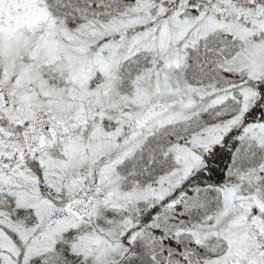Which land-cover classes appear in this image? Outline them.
<instances>
[{"label": "snow or ice", "instance_id": "snow-or-ice-1", "mask_svg": "<svg viewBox=\"0 0 264 264\" xmlns=\"http://www.w3.org/2000/svg\"><path fill=\"white\" fill-rule=\"evenodd\" d=\"M0 264H264V0H0Z\"/></svg>", "mask_w": 264, "mask_h": 264}]
</instances>
